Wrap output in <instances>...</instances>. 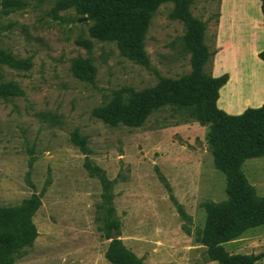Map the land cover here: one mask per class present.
I'll return each mask as SVG.
<instances>
[{"label":"rangeland","instance_id":"obj_1","mask_svg":"<svg viewBox=\"0 0 264 264\" xmlns=\"http://www.w3.org/2000/svg\"><path fill=\"white\" fill-rule=\"evenodd\" d=\"M0 0V49L29 59L28 68L0 63V86L18 84L21 95L0 97V204L16 205L37 194L32 220L37 237L14 264H111L105 257L116 236L142 264H219L197 240L205 222L203 203L226 198L225 177L215 168L201 125L189 109L165 105L138 127L110 126L94 114L115 95L127 97L191 71L185 26L170 17L172 2L153 11L144 38L145 61L131 59L113 40L92 35L95 19L55 0H26L5 14ZM220 0H193V16L206 23L204 42L215 51ZM215 54V52H214ZM214 54L206 64L212 73ZM90 58L92 77L70 69ZM231 89L240 106L264 100V66L255 59L230 65ZM260 94L253 98V94ZM238 104L237 101H234ZM218 104V102H217ZM219 105V104H218ZM87 137L84 154L72 142ZM244 172L264 196V156L245 160ZM118 221L106 237L108 218ZM231 254L264 264V225L222 243Z\"/></svg>","mask_w":264,"mask_h":264},{"label":"trees","instance_id":"obj_2","mask_svg":"<svg viewBox=\"0 0 264 264\" xmlns=\"http://www.w3.org/2000/svg\"><path fill=\"white\" fill-rule=\"evenodd\" d=\"M163 2H172L170 17L183 22L184 41L191 52V71L177 79L161 77L158 83L127 97L115 95L94 114L110 126H141L148 115L165 105L189 109L201 124L208 125L206 139L213 164L225 177L226 198L203 203L205 222L197 240L207 247L211 260L219 264H251L252 255L229 253L222 243L231 241L249 228L264 225V196H259L243 169L245 160L264 156V103L247 107L240 114H229L219 108V88L227 74L213 76L206 64L214 54L204 42L206 23L193 16V0H55L60 9L74 8L78 14L95 19L92 35L100 40H113L122 54L136 61H145L144 38L154 9ZM3 12L24 9L26 0H2ZM264 25V0H261ZM264 61V48L258 53ZM0 63L14 68H28L29 59L16 58L0 49ZM72 74L80 79L92 77L90 58L72 59ZM23 94L13 82L0 86V97ZM79 149L88 154L87 137L77 129L70 134ZM40 205L37 194L16 205L0 204V264H14L16 254L32 245L37 229L32 216ZM118 221L108 218L106 237L117 230ZM111 264H142V259L127 248L118 237L111 239L105 251Z\"/></svg>","mask_w":264,"mask_h":264},{"label":"crops","instance_id":"obj_3","mask_svg":"<svg viewBox=\"0 0 264 264\" xmlns=\"http://www.w3.org/2000/svg\"><path fill=\"white\" fill-rule=\"evenodd\" d=\"M214 46L212 75L228 76L227 81L219 88L217 106L229 114H240L247 107L262 105L264 100L258 105H239L244 99L239 96L238 90L231 89L234 82L232 71L235 68L230 66L251 59L264 66V61L258 55L264 48L261 0H220ZM259 95L255 93L253 98Z\"/></svg>","mask_w":264,"mask_h":264},{"label":"water","instance_id":"obj_4","mask_svg":"<svg viewBox=\"0 0 264 264\" xmlns=\"http://www.w3.org/2000/svg\"><path fill=\"white\" fill-rule=\"evenodd\" d=\"M115 237H116V236H113V238H115ZM113 238H112V239H113Z\"/></svg>","mask_w":264,"mask_h":264}]
</instances>
